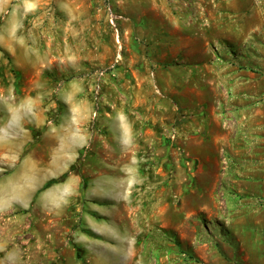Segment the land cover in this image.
Masks as SVG:
<instances>
[{
  "label": "rangeland",
  "instance_id": "rangeland-1",
  "mask_svg": "<svg viewBox=\"0 0 264 264\" xmlns=\"http://www.w3.org/2000/svg\"><path fill=\"white\" fill-rule=\"evenodd\" d=\"M4 2L0 264H264V114L225 111L216 100L229 90L205 88L173 43L232 49L238 19L264 56V0H46L15 19ZM107 4L128 19L120 52ZM119 55L115 77L99 80ZM228 112L239 120L207 125ZM239 126L242 145L222 147L221 133Z\"/></svg>",
  "mask_w": 264,
  "mask_h": 264
},
{
  "label": "crops",
  "instance_id": "crops-1",
  "mask_svg": "<svg viewBox=\"0 0 264 264\" xmlns=\"http://www.w3.org/2000/svg\"><path fill=\"white\" fill-rule=\"evenodd\" d=\"M3 6L5 4L14 1L13 6L11 7V11L15 16L17 15H27V14H33L37 11L41 10L43 8V5L46 4V0H22L21 3L18 5H14L15 0H4ZM2 6V7H3ZM11 12V14H12ZM224 14H220V16H217L214 18L219 25L223 24L225 22ZM229 15V14H227ZM231 16V15H230ZM12 17V16H11ZM43 17V15H41ZM232 17V16H231ZM175 21V18L171 17V22ZM238 19L232 20L233 28V34H232V41L235 43L234 48L227 49L223 52L217 53V50H210L205 47L203 49H198L197 39L184 35L181 37V39L174 41V46L177 48V54H181L183 57H185V61H188L190 63L189 66H193L191 64H196L195 67L200 69L199 71L205 74V77H203V82L207 84L205 88L210 89L215 86L216 89H227L231 93V96L226 97L222 93L218 96L217 102L221 105H223L226 109L225 111H228L229 108L227 106H242L246 105L247 113L244 114L243 110L239 109L240 112H243L244 116L247 115V117H251L254 115H259L261 107L264 108V106H261L262 102L257 103V101H260L256 84L259 83L258 81V75L256 74L257 69V61H262L263 65V71H264V56L257 55L259 52H257L256 49V43L254 40V37H248L247 40L241 38L238 31ZM217 23V24H218ZM236 25V28L234 29V26ZM251 31L255 32V27L253 26ZM250 33V32H249ZM235 34V35H234ZM236 36V38H235ZM254 36V35H253ZM235 38V40H234ZM200 43V42H198ZM226 54L225 56L228 58V56L231 57V60H225L227 62H230L229 64L222 63V61H219V57H225L223 54ZM15 54V53H14ZM216 56L218 59L215 60ZM215 57V58H214ZM191 61V62H190ZM140 72H138L139 74ZM261 80H264V77L261 78ZM138 84L142 88L141 90L144 92L146 87L148 86V81L146 79V76L139 75L138 77ZM241 90H248V97H241L240 91ZM255 113H251V108H256ZM224 111V112H225ZM230 111V110H229ZM235 112H228L221 115H218L217 118H210L208 117L207 125H211L212 119H214L219 124L225 125V122H228L229 119H233L235 116ZM242 114V113H241ZM231 115V116H230ZM235 120H239V117L236 115ZM220 124V125H221ZM227 126V125H226ZM229 133H221V137L219 138V143L222 145V147H225L230 150H235L236 145L241 146L242 139L238 136V133H240V126L239 127H232L229 129ZM235 131V133L232 134V132ZM80 136V135H79ZM78 136V137H79ZM122 136V135H121ZM123 136H126V130H124ZM81 137V136H80ZM122 140V139H121ZM121 140H119V144L121 145ZM248 146H252L255 143V139L252 137L246 141ZM77 148L83 149L86 147V140L83 138H78L77 140ZM244 145V144H243ZM76 148V147H75ZM76 148V149H77ZM242 148V147H240ZM232 163V162H231ZM233 168V163L231 165ZM233 170V169H232ZM26 190V189H23ZM29 189H27L28 191ZM25 192V191H24ZM10 199V198H8ZM7 201V200H6ZM19 202H22L23 205H25L24 200L20 199ZM7 206H11L8 205Z\"/></svg>",
  "mask_w": 264,
  "mask_h": 264
},
{
  "label": "built area",
  "instance_id": "built-area-1",
  "mask_svg": "<svg viewBox=\"0 0 264 264\" xmlns=\"http://www.w3.org/2000/svg\"><path fill=\"white\" fill-rule=\"evenodd\" d=\"M105 13H106V21L114 32L115 41L119 47V52H120L122 50L120 27L122 23L127 22L128 19L121 13L114 10L110 4H107L105 6ZM119 59H120V55L117 57V59L115 60V63L110 68L98 70L96 72V76L98 77V79L104 80L105 77L109 74L115 77V68H116V64L119 63ZM101 89H102V84L100 82H97L94 88L95 94H99ZM154 89H155L156 94H158L159 96H162V93L156 84L154 86ZM172 133H173L172 138L175 139L176 132L173 131Z\"/></svg>",
  "mask_w": 264,
  "mask_h": 264
},
{
  "label": "bare ground",
  "instance_id": "bare-ground-1",
  "mask_svg": "<svg viewBox=\"0 0 264 264\" xmlns=\"http://www.w3.org/2000/svg\"><path fill=\"white\" fill-rule=\"evenodd\" d=\"M8 32V31H7ZM5 133H7V132H5ZM0 151H5L4 149H1ZM9 152V151H8ZM7 159H9V157L7 158ZM65 160V159H64ZM56 175V174H55ZM22 193V192H21ZM55 193H58V192H55ZM51 195H53V194H51ZM56 195V194H55ZM52 198H54V200H57L55 197H52ZM52 198H50L51 200H52ZM46 199V198H45ZM53 201V200H52ZM83 238V237H82ZM83 241H85V240H83Z\"/></svg>",
  "mask_w": 264,
  "mask_h": 264
}]
</instances>
